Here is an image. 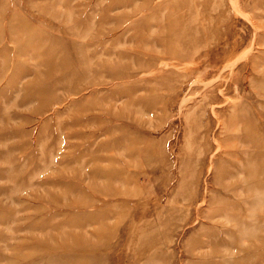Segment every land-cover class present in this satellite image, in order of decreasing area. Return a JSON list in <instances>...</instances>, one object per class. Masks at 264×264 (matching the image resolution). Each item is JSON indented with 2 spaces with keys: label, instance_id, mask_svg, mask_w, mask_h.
<instances>
[{
  "label": "rangeland",
  "instance_id": "374dc122",
  "mask_svg": "<svg viewBox=\"0 0 264 264\" xmlns=\"http://www.w3.org/2000/svg\"><path fill=\"white\" fill-rule=\"evenodd\" d=\"M0 264H264V0H0Z\"/></svg>",
  "mask_w": 264,
  "mask_h": 264
},
{
  "label": "bare ground",
  "instance_id": "6f19581e",
  "mask_svg": "<svg viewBox=\"0 0 264 264\" xmlns=\"http://www.w3.org/2000/svg\"><path fill=\"white\" fill-rule=\"evenodd\" d=\"M229 67V66H228ZM219 77V76H218ZM16 85V84H15ZM29 86V85H28ZM221 91H219V93H220ZM221 94V93H220Z\"/></svg>",
  "mask_w": 264,
  "mask_h": 264
}]
</instances>
